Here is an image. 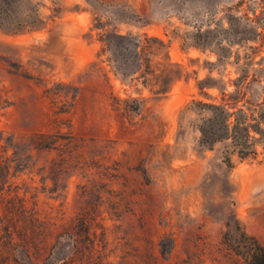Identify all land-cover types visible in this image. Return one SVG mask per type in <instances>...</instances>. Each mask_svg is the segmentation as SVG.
<instances>
[{"label":"rangeland","instance_id":"1","mask_svg":"<svg viewBox=\"0 0 264 264\" xmlns=\"http://www.w3.org/2000/svg\"><path fill=\"white\" fill-rule=\"evenodd\" d=\"M137 38L151 69L169 61L171 75L181 71L165 92L133 72ZM242 76L264 112V0H0V146L17 152L0 178V217L21 201L58 226L88 210L110 264H241L223 235L237 219L264 245V134L251 132L255 158L233 154L228 168L225 142L201 146L185 107L220 102V88ZM72 95L69 112L56 114ZM133 98L143 100L137 112ZM61 118L71 150L26 148ZM165 235L174 239L167 259ZM70 251L60 239L51 258Z\"/></svg>","mask_w":264,"mask_h":264},{"label":"trees","instance_id":"2","mask_svg":"<svg viewBox=\"0 0 264 264\" xmlns=\"http://www.w3.org/2000/svg\"><path fill=\"white\" fill-rule=\"evenodd\" d=\"M136 40L138 43L129 60L136 66L133 72H138L137 77H142L144 84H150L154 92H165L169 81L180 77L181 71L171 75L169 61L159 72L151 69L149 45L140 38ZM244 79L245 76L236 78L232 90L220 88V102L192 99L185 107V111H192L197 117L195 127L199 132L198 142L201 146L212 149L217 143L225 142L227 149L224 162L228 168L233 166V154L240 160L255 158L258 155L257 139L251 132L261 136L264 134L261 126L264 124L263 108L260 102L253 103L245 97L250 84L245 83ZM202 83V80L198 81L199 87H202ZM74 96L70 103H62L55 113H68ZM132 101L135 104L130 106L131 110L137 112L143 100L133 98ZM53 102L56 104L55 100ZM239 102L242 103L238 105ZM67 121L62 118L58 120L55 131L33 132L26 140V148L55 150L59 154L71 150L73 135ZM9 147L13 150L10 154ZM16 160V146H0V178L10 174L11 165ZM226 225L228 229L222 241L226 249L237 256L241 264H264V245L256 237L247 234L237 219L233 229L229 222ZM1 231L0 264H110L105 229L88 210L78 212L66 224L58 226L51 217L42 216L35 206L27 208L21 201L15 210L0 217ZM60 239L70 240L71 251L61 259L54 260L51 258L52 251ZM158 245L161 257L167 259L173 250L174 239L165 235ZM17 251L27 262L15 256Z\"/></svg>","mask_w":264,"mask_h":264}]
</instances>
